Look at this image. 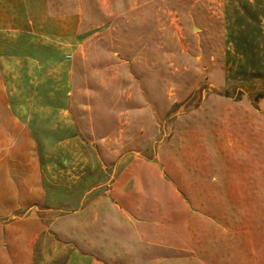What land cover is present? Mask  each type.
Returning <instances> with one entry per match:
<instances>
[{
    "label": "rangeland",
    "instance_id": "rangeland-1",
    "mask_svg": "<svg viewBox=\"0 0 264 264\" xmlns=\"http://www.w3.org/2000/svg\"><path fill=\"white\" fill-rule=\"evenodd\" d=\"M263 58L264 0H0V264H135L152 164L264 250Z\"/></svg>",
    "mask_w": 264,
    "mask_h": 264
},
{
    "label": "crops",
    "instance_id": "crops-1",
    "mask_svg": "<svg viewBox=\"0 0 264 264\" xmlns=\"http://www.w3.org/2000/svg\"><path fill=\"white\" fill-rule=\"evenodd\" d=\"M151 167L154 179L136 181L118 200L135 223V264H264L250 229L224 207L239 199L223 197L219 182L177 183Z\"/></svg>",
    "mask_w": 264,
    "mask_h": 264
},
{
    "label": "trees",
    "instance_id": "trees-1",
    "mask_svg": "<svg viewBox=\"0 0 264 264\" xmlns=\"http://www.w3.org/2000/svg\"><path fill=\"white\" fill-rule=\"evenodd\" d=\"M253 57V54H252ZM239 68V74H237L239 80L241 81H252V80H261L264 83V58L258 62H246L244 65H241ZM223 96L230 97L228 92L222 93ZM250 97V96H249ZM241 97L236 96L233 99L239 100ZM260 98V95L258 96ZM199 100L197 105L199 104ZM254 102L252 101V104Z\"/></svg>",
    "mask_w": 264,
    "mask_h": 264
}]
</instances>
